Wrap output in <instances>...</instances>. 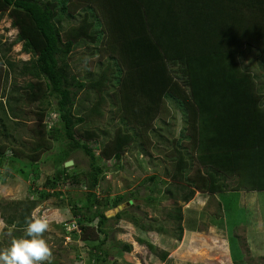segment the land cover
<instances>
[{"label":"trees","instance_id":"1","mask_svg":"<svg viewBox=\"0 0 264 264\" xmlns=\"http://www.w3.org/2000/svg\"><path fill=\"white\" fill-rule=\"evenodd\" d=\"M5 15L18 33L8 47L0 34V168L22 164L23 150L15 146L19 130L9 127L25 119L22 106L35 104L39 121L32 129L39 140L25 163L37 185L33 196L0 202L7 229L13 227L11 239L23 237L25 217L56 196L57 205H68L73 213L68 235L88 245L89 261L108 264L110 222L126 216L138 223V218L128 208L113 217L106 211L129 200L136 205L139 194L95 190L111 168L109 160L118 165L132 145L151 154L154 138L168 144L170 137L164 138L157 122L165 123L174 110L185 126L171 140L174 170L166 172L172 180L167 196L187 203L197 190H232L227 179L233 176L234 190H264V72L259 71H264V0H0V20ZM18 43L30 58L9 56ZM78 51L83 68L72 64ZM106 106L119 123L113 136L96 127ZM51 113L56 119L49 125ZM54 147L47 159L55 169L43 173L40 154ZM79 151L89 161L84 172L78 161L65 166ZM16 170L25 175L24 167ZM149 178L160 181L155 174ZM64 183L88 191L65 202ZM143 198L152 205L157 197ZM174 210L167 216L182 238V206ZM122 249L131 251L132 245ZM157 253L162 260L169 254Z\"/></svg>","mask_w":264,"mask_h":264},{"label":"rangeland","instance_id":"2","mask_svg":"<svg viewBox=\"0 0 264 264\" xmlns=\"http://www.w3.org/2000/svg\"><path fill=\"white\" fill-rule=\"evenodd\" d=\"M17 33V28L11 25V19L5 15L0 20V34L3 35L5 47H8L11 41L17 37ZM79 51L84 52L85 49ZM79 51L74 55L72 64L76 68H83L86 66V62L81 61ZM8 53L14 61L30 58V54L22 50L21 43L12 46ZM249 57H252L251 61L255 65L258 60L256 53L250 54ZM90 64L94 67L93 62ZM259 71L264 72L261 68ZM22 81L23 78H17L18 84ZM12 82L13 79L9 83ZM22 108L27 112L25 119L17 120L20 121L18 122L20 124H9V127H17L19 130L17 133L19 140L15 142V146L23 150V153H21L22 164L14 163L15 169L13 170L6 167L0 168V173L2 174L8 171L12 173L6 175L5 178L0 177V202L3 205L8 202L32 197V189L35 190L37 186L33 183L34 174L32 168L26 166L25 163L30 162L29 153L32 147L36 145V140H39V135L36 136L32 132L33 128H38L34 127L39 124L38 115L34 113L38 109L35 104H26ZM105 110V116L96 122V127H99L101 131L108 130L109 136H113L119 123L115 119L112 120L113 115L110 112V107L106 106ZM55 119V113L49 114L47 117L48 124L51 125ZM168 119H170V122H167ZM168 119H166L165 123L162 122V119L157 122V127L164 132V138L170 137L168 144H165L163 140L154 138L155 148L151 154H145L136 145H132L118 165L109 160L108 165L111 168L105 172L95 190L99 195L126 194L132 191L139 194V199L135 202L136 205H140L139 207L136 205L129 206L128 201L117 208L106 211L108 217H113L119 210L128 208L129 214L131 216L135 214L138 218V223L126 216L119 222L115 220L110 222L114 229L111 231L105 245L110 250V261L108 264H235L231 254L228 252V227L231 232V241L234 244H238L234 233L237 227V220H251V225L254 223L256 227V221L260 218L262 220V231L257 230L255 232L254 244L264 245V193L254 192V194H251L244 192V194L240 193V197H238L239 195L232 190H226L216 195H209L197 190L193 199L187 203L176 201L167 196L166 188L172 183V180L166 172L169 169L174 170L170 155V150L173 148V141L171 140L179 136L180 130L185 126L182 115L175 110ZM12 131L16 132L15 128H12ZM55 151H57L56 147L40 154L39 161L42 163L41 171L43 173L55 169L52 161L47 159L49 156H53ZM74 161L80 163L81 172L86 171L90 167L88 158L81 151L75 153ZM22 167L26 169L25 175L16 170ZM154 174L159 176V182L150 180L149 177ZM161 179L166 182H161ZM151 188H154V190H151ZM60 190L64 195L61 199L65 202H68L70 198L77 199L85 196L88 191L86 187L83 188L69 183L62 184ZM149 194L157 197L156 202L152 203V205L145 202L143 198ZM250 200L254 207L248 206V204H251ZM58 202V198L54 196L43 201L35 208H38L40 213L47 217L50 222L49 230L45 232L44 239L47 240L52 249V264H95L89 261V247L81 237L74 238L66 232L71 230V228L66 227V222L72 220L73 213L70 206H58ZM178 204L182 206L184 216L182 238L177 237L173 230L174 221L167 216L169 211H175L174 209ZM1 211L0 209V243L2 242L3 244L0 246V251L8 247L13 237V227L10 226L7 229ZM234 219L235 224L233 222ZM142 223L150 224L154 227L145 231L141 229L140 225ZM247 226L249 227V224ZM247 226L242 225L236 231L240 235L242 245L249 239L246 236L250 234L247 233ZM161 227L167 230L162 231ZM97 236L100 240L104 238L103 233H98ZM125 243L132 245L131 251L122 249ZM148 243L153 244L157 249H151ZM246 248L248 249V246ZM155 250L157 252L167 250L169 252L167 259L162 260ZM242 253L244 259L241 264H264V258L254 257V254L250 252L248 256L244 250ZM231 261L233 263H230Z\"/></svg>","mask_w":264,"mask_h":264},{"label":"clouds","instance_id":"3","mask_svg":"<svg viewBox=\"0 0 264 264\" xmlns=\"http://www.w3.org/2000/svg\"><path fill=\"white\" fill-rule=\"evenodd\" d=\"M49 227L47 217L38 208L34 209L25 217L23 237L12 239L10 245L0 251V264H52V249L44 239Z\"/></svg>","mask_w":264,"mask_h":264},{"label":"crops","instance_id":"4","mask_svg":"<svg viewBox=\"0 0 264 264\" xmlns=\"http://www.w3.org/2000/svg\"><path fill=\"white\" fill-rule=\"evenodd\" d=\"M236 178L237 177H235V176L230 177L229 179H227V183L233 186L232 191L234 193H236L237 195H239L238 197H240V193L244 194V192H248V193H251V194L252 193L254 194V192H256V193L257 192H263L264 193V190H247V189H242V188L239 189V190H234L235 179ZM216 194L217 193L209 194V195H216ZM250 203H251V200H250ZM248 206L254 207V204L251 203V204H248ZM233 222L235 224V219H234ZM256 222L257 223H256V227H255L254 223H253V225H251L252 224L251 220H246V219L237 220V222H236L237 227H236V230H235L234 233H235V240L238 242V244H234L231 241V238H230L231 232H230L229 227H228V232H229V236L227 238L228 239V252L231 254L232 259L235 261V264H241V261H243V259H244L243 253H242L243 250L248 254V256H249V252H250L251 254H254V257L255 256H259L258 258H260V259L264 258V245H260V244L255 245L254 244V237H255L254 234H255V232L257 230L262 231V228H261L262 227L261 226L262 225V220L259 218ZM247 224H249V227L247 226ZM242 225L247 226L248 227L247 228V233H250L248 235H246V233H245V235L249 237L248 241L244 242V245H246V247L248 246V249L246 247H244V245H242V241L240 240V235H238V233L236 232L237 228H240V226H242ZM214 227H215V225H214ZM230 263H233V262L231 261Z\"/></svg>","mask_w":264,"mask_h":264},{"label":"water","instance_id":"5","mask_svg":"<svg viewBox=\"0 0 264 264\" xmlns=\"http://www.w3.org/2000/svg\"><path fill=\"white\" fill-rule=\"evenodd\" d=\"M73 164H74V160L73 159L67 160L65 162V166H71ZM132 202H133V200H129V203H132Z\"/></svg>","mask_w":264,"mask_h":264}]
</instances>
